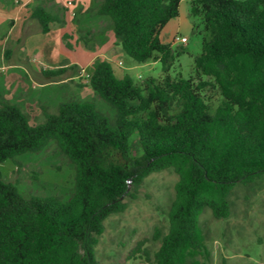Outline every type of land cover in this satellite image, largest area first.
<instances>
[{
  "label": "trees",
  "instance_id": "16d2710c",
  "mask_svg": "<svg viewBox=\"0 0 264 264\" xmlns=\"http://www.w3.org/2000/svg\"><path fill=\"white\" fill-rule=\"evenodd\" d=\"M52 1L35 0L29 9L43 35L66 24L47 11ZM180 3L101 0L96 8L126 56L161 64V76L140 85L127 74L118 77L111 62L92 64L88 86L113 111L110 117L90 102L68 100L55 114L43 107V123L31 125L0 89V166L12 161L18 169L20 156L54 144L74 171L66 200L25 197L0 171V264H97L106 220L126 210L146 178L167 170L177 176L167 232L155 233L153 253L143 239L128 259L184 264L187 252L202 248V212L227 218L234 187L264 176V0H190V15L200 18L206 35L187 78L170 74L174 51L160 39ZM68 39L62 36L71 48ZM80 42L93 49L87 39Z\"/></svg>",
  "mask_w": 264,
  "mask_h": 264
},
{
  "label": "rangeland",
  "instance_id": "374dc122",
  "mask_svg": "<svg viewBox=\"0 0 264 264\" xmlns=\"http://www.w3.org/2000/svg\"><path fill=\"white\" fill-rule=\"evenodd\" d=\"M6 1H10L9 4L4 3ZM32 3V0H0V89L6 101L18 105L28 116L31 125L43 123V107L48 113L55 114L58 105L68 100L90 102L103 114L113 115L109 106L91 91L86 78L102 53L105 57L101 59L112 63L117 76L127 74L137 85L147 78L161 76L158 61L138 64L114 47L108 53L106 46L100 51L83 46L80 38L87 39L90 45L96 42L95 27L101 26L107 33L110 30L109 22L94 13L98 0H92L91 10L85 11L76 0H55L48 4L49 11L59 13L67 20V32L73 36L67 40L71 48H66L60 38L62 30L59 26H53L48 37L39 32L38 23L30 21L24 7ZM189 8L190 0H181L178 16L167 23L160 37L161 42L170 44L174 51L170 71L173 77L187 78L192 74L194 58L201 54L206 35L200 18H193ZM174 37H185L187 43H173ZM44 43L47 46L40 58L39 51ZM24 48L28 53L32 51V59L38 57L56 67L77 64L80 69L72 67L58 76H45L41 72L40 63L43 62L27 61ZM176 52H180L178 56ZM113 62H122V65L117 67ZM213 97L217 98V95ZM214 102L216 104L217 100ZM18 161V169L12 161H6L0 171L4 181L18 183L25 197L58 196L66 200L70 196L73 167L57 152L54 144L39 154L22 155ZM176 181L177 176L168 170L144 180L136 199H126V210L106 220L95 248L97 264H150L144 260H130L129 254L143 239H148L150 253L157 249L153 237L155 233L167 232L166 212L174 198ZM228 199L227 218L217 220L208 209L202 212L199 217L202 248L187 252L184 264H222L223 261L227 264H264V176L250 184L235 186Z\"/></svg>",
  "mask_w": 264,
  "mask_h": 264
},
{
  "label": "crops",
  "instance_id": "0c3cea01",
  "mask_svg": "<svg viewBox=\"0 0 264 264\" xmlns=\"http://www.w3.org/2000/svg\"><path fill=\"white\" fill-rule=\"evenodd\" d=\"M77 1V4L79 5H81L82 7H83V11H85V10H87V9H90L91 10V5H92V0H76ZM9 2L10 1H6V2H4V3H6V4H9ZM32 5H25L24 7H26V9H27V17L28 18H30V8L32 7V6H34L35 4H36V2H35V0H32ZM53 2L55 3V0H53ZM100 2H101V0H98V3L100 4ZM12 3V2H11ZM50 4V3H49ZM98 4V5H99ZM79 5V6H80ZM48 6V5H47ZM47 6H46V9H48L47 11H49V8H47ZM78 6V7H79ZM89 10V11H90ZM96 10V9H95ZM51 12V11H50ZM95 12V11H94ZM53 13V12H52ZM30 21H32V19L30 18ZM34 21V20H33ZM65 21H66V24H65V26L63 27V28H61L59 25H57V26H59L60 28H61V30H62V32L60 33V38L62 39V36L64 35V34H66V35H68V36H70V38H72L73 36H72V34H69L68 32H67V20L65 19ZM11 23H13V22H11ZM53 26H56V24L55 25H52L51 27H50V31H49V33H47V34H45L44 36H49V34H50V32H51V29L53 28ZM39 32H40V28H39ZM108 31H106V32H104V30L102 29V27L100 26L99 28H98V26L97 27H95V33H98L97 34V39H96V42L94 43V44H92L93 45V50H97V51H100L104 46H106L107 48H106V50L108 51V53H110L111 51H112V49H113V47L115 48V49H118V50H120L121 51V49H120V47L119 46H116L115 45V40H114V38H113V35H112V31H111V29L109 30V33H107ZM17 41H19V40H17ZM173 41V40H172ZM43 48H41V50L39 51V57L40 58H42V55L44 54V51H45V48H46V46H47V43H44L43 45ZM26 47V46H25ZM27 49V48H26ZM26 49L24 48V51H25V58H26V60L27 61H30L31 59H32V57H33V55H32V51H30L29 53L26 51ZM105 57L104 56V53H102V55H99V57ZM101 57V58H102ZM38 58V57H37ZM32 59L30 62L31 63H36L38 60H41L43 63H40L41 65H42V67H43V70L41 71L42 72V74L43 75H45V72H47V71H52V70H55V69H58V68H63V67H68V66H74L75 68H79L80 69V65L78 66L77 64H66L65 66H58V67H56L54 64L53 65H51L52 63H46V61H44L43 59ZM100 58V60H102ZM106 59V58H105ZM62 60V59H61ZM61 60H59V61H57L56 62V65L61 61ZM106 61H107V59H106ZM114 63V62H113ZM114 65H116L117 67H120L118 64H117V62H115L114 63ZM31 66H32V64H31ZM33 67V66H32ZM45 67V68H44ZM46 67L48 68V69H46ZM82 71H84V69H82ZM46 76V75H45ZM120 77L121 76H123V75H119ZM118 76V77H119Z\"/></svg>",
  "mask_w": 264,
  "mask_h": 264
},
{
  "label": "built area",
  "instance_id": "2783aa9c",
  "mask_svg": "<svg viewBox=\"0 0 264 264\" xmlns=\"http://www.w3.org/2000/svg\"><path fill=\"white\" fill-rule=\"evenodd\" d=\"M72 15H73V13H72ZM173 43L186 44L187 43V39L185 37H174L173 38ZM117 64L119 66H121L122 62H118Z\"/></svg>",
  "mask_w": 264,
  "mask_h": 264
}]
</instances>
